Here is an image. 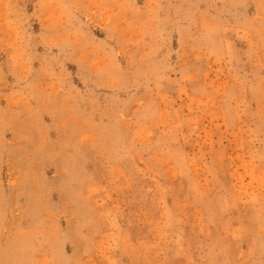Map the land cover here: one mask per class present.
I'll return each mask as SVG.
<instances>
[{
    "label": "rangeland",
    "instance_id": "374dc122",
    "mask_svg": "<svg viewBox=\"0 0 264 264\" xmlns=\"http://www.w3.org/2000/svg\"><path fill=\"white\" fill-rule=\"evenodd\" d=\"M0 264H264V0H0Z\"/></svg>",
    "mask_w": 264,
    "mask_h": 264
}]
</instances>
